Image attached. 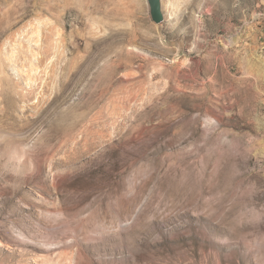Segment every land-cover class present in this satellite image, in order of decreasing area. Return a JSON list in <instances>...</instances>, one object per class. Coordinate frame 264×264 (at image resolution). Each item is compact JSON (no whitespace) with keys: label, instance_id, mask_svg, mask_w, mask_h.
I'll return each mask as SVG.
<instances>
[{"label":"rangeland","instance_id":"374dc122","mask_svg":"<svg viewBox=\"0 0 264 264\" xmlns=\"http://www.w3.org/2000/svg\"><path fill=\"white\" fill-rule=\"evenodd\" d=\"M0 0V264H264V0Z\"/></svg>","mask_w":264,"mask_h":264},{"label":"water","instance_id":"95a60500","mask_svg":"<svg viewBox=\"0 0 264 264\" xmlns=\"http://www.w3.org/2000/svg\"><path fill=\"white\" fill-rule=\"evenodd\" d=\"M149 9L150 19L154 24L163 22V13L161 7V0H146Z\"/></svg>","mask_w":264,"mask_h":264}]
</instances>
